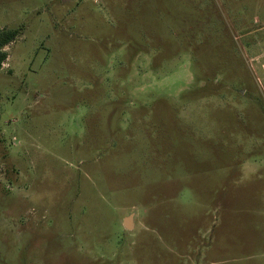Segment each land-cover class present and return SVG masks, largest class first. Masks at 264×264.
Returning <instances> with one entry per match:
<instances>
[{"label":"rangeland","instance_id":"1","mask_svg":"<svg viewBox=\"0 0 264 264\" xmlns=\"http://www.w3.org/2000/svg\"><path fill=\"white\" fill-rule=\"evenodd\" d=\"M7 29L0 264H264V0H0Z\"/></svg>","mask_w":264,"mask_h":264},{"label":"trees","instance_id":"2","mask_svg":"<svg viewBox=\"0 0 264 264\" xmlns=\"http://www.w3.org/2000/svg\"><path fill=\"white\" fill-rule=\"evenodd\" d=\"M19 35L17 30H1L0 31V70L2 69L3 63L8 58V53L4 50L11 42H13Z\"/></svg>","mask_w":264,"mask_h":264},{"label":"water","instance_id":"3","mask_svg":"<svg viewBox=\"0 0 264 264\" xmlns=\"http://www.w3.org/2000/svg\"><path fill=\"white\" fill-rule=\"evenodd\" d=\"M125 226H126V228H131L132 227V225H131V217L126 219Z\"/></svg>","mask_w":264,"mask_h":264}]
</instances>
